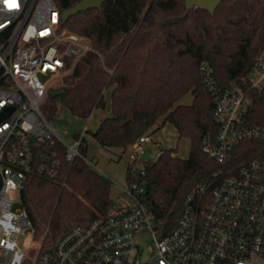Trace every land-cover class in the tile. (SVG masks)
<instances>
[{
	"label": "built area",
	"instance_id": "1",
	"mask_svg": "<svg viewBox=\"0 0 264 264\" xmlns=\"http://www.w3.org/2000/svg\"><path fill=\"white\" fill-rule=\"evenodd\" d=\"M90 52L87 39L61 24L53 0H0V264H264V127L248 121L251 94L264 92V51L242 84L224 89L201 64L217 127L201 149L220 168L187 195L172 230L143 203L145 186L135 180L119 187L122 206L99 209L94 220L52 246L34 238L21 192L33 175L60 181L63 163L81 157L82 137L64 143L42 106ZM151 143L145 133L124 151L141 178L143 162L160 154L150 157ZM13 193L19 208H13ZM141 238L149 240L146 248Z\"/></svg>",
	"mask_w": 264,
	"mask_h": 264
},
{
	"label": "trees",
	"instance_id": "2",
	"mask_svg": "<svg viewBox=\"0 0 264 264\" xmlns=\"http://www.w3.org/2000/svg\"><path fill=\"white\" fill-rule=\"evenodd\" d=\"M80 1L53 0L60 11ZM184 10V0H107L100 10L70 17L65 28L87 39L94 52L64 78L65 94L48 97L42 106L47 121L59 106L84 120L95 110L109 109L95 130L85 131L104 149L124 152L162 123L175 128L178 140L187 139L186 159L177 156L176 148L160 149L154 161L143 162V178L129 164L126 169V183L144 184L143 203L167 231L174 228L187 195L209 184L220 168L201 149L203 139L217 130L201 64H208L217 88L224 89L242 84L264 51V0H223L212 15L194 8L182 18ZM188 93L191 104L176 105ZM128 113L133 120L125 122ZM248 121L264 127V92L251 94ZM86 149L82 137L81 157L63 163L60 181L33 175L21 192L34 238L42 239L43 248L94 220L99 209L114 206L112 181L84 161Z\"/></svg>",
	"mask_w": 264,
	"mask_h": 264
},
{
	"label": "rangeland",
	"instance_id": "3",
	"mask_svg": "<svg viewBox=\"0 0 264 264\" xmlns=\"http://www.w3.org/2000/svg\"><path fill=\"white\" fill-rule=\"evenodd\" d=\"M110 91L111 89L106 90L105 96L108 97ZM191 102L192 95L188 93L176 105H189ZM102 112H108L109 115V109L98 110L93 111L89 118L84 120L75 117L66 109L59 106L57 114L49 123L57 136L66 144H72L76 136L83 137L86 140L87 149L85 159L96 171L110 178L112 181L110 196L114 207H118L126 203L120 195L119 187L124 186L126 183L125 175L128 166L127 152H123L121 149H104L98 147L92 138L85 133L86 130L93 131L96 129ZM151 139L152 143L148 144L147 148L152 159L158 154L160 149L169 148H176L177 156L181 159H186L189 155V141L187 139L178 140L175 128L169 123L160 124L151 135ZM11 199L14 201L13 208H19L18 193L11 194ZM140 243L146 248L149 245V240L141 238ZM31 244L32 240L27 238L24 246L30 247Z\"/></svg>",
	"mask_w": 264,
	"mask_h": 264
},
{
	"label": "water",
	"instance_id": "4",
	"mask_svg": "<svg viewBox=\"0 0 264 264\" xmlns=\"http://www.w3.org/2000/svg\"><path fill=\"white\" fill-rule=\"evenodd\" d=\"M107 0H81L77 2L73 7L69 9H65L61 11V24L65 25L68 19L79 12H84L90 9H101V5ZM115 1V0H114ZM223 0H184L185 10L182 14V18H184L187 12L194 8H200L208 12L209 14H213L217 7L221 4ZM237 2L238 0H233ZM65 94L63 89L52 90L49 92L50 98H56ZM133 120L132 113H128L125 122H129ZM148 158V154L144 156V159Z\"/></svg>",
	"mask_w": 264,
	"mask_h": 264
},
{
	"label": "crops",
	"instance_id": "5",
	"mask_svg": "<svg viewBox=\"0 0 264 264\" xmlns=\"http://www.w3.org/2000/svg\"><path fill=\"white\" fill-rule=\"evenodd\" d=\"M95 111H98V110H95ZM108 115V112H102V116L100 118V120H102L103 118H105L106 116ZM100 122V121H99ZM160 123V122H159ZM93 140V139H92ZM94 141V140H93ZM95 142V141H94ZM97 145V144H96ZM98 146V145H97ZM99 147V146H98Z\"/></svg>",
	"mask_w": 264,
	"mask_h": 264
}]
</instances>
